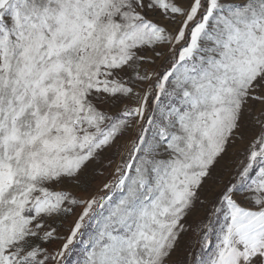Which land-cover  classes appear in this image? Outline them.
Instances as JSON below:
<instances>
[{
	"label": "snow or ice",
	"instance_id": "obj_1",
	"mask_svg": "<svg viewBox=\"0 0 264 264\" xmlns=\"http://www.w3.org/2000/svg\"><path fill=\"white\" fill-rule=\"evenodd\" d=\"M0 264H264V0H0Z\"/></svg>",
	"mask_w": 264,
	"mask_h": 264
}]
</instances>
